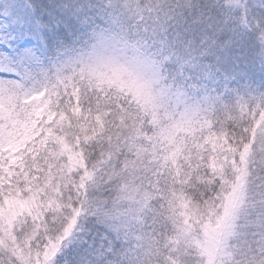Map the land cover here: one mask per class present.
<instances>
[{
    "label": "snow or ice",
    "instance_id": "obj_1",
    "mask_svg": "<svg viewBox=\"0 0 264 264\" xmlns=\"http://www.w3.org/2000/svg\"><path fill=\"white\" fill-rule=\"evenodd\" d=\"M0 264H264V0H0Z\"/></svg>",
    "mask_w": 264,
    "mask_h": 264
}]
</instances>
